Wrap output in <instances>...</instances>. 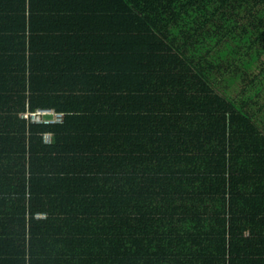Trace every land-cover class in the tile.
Listing matches in <instances>:
<instances>
[{"label":"trees","instance_id":"1","mask_svg":"<svg viewBox=\"0 0 264 264\" xmlns=\"http://www.w3.org/2000/svg\"><path fill=\"white\" fill-rule=\"evenodd\" d=\"M47 1L84 56L74 80L33 57L31 111L63 121L0 134V264H264V0Z\"/></svg>","mask_w":264,"mask_h":264},{"label":"crops","instance_id":"2","mask_svg":"<svg viewBox=\"0 0 264 264\" xmlns=\"http://www.w3.org/2000/svg\"><path fill=\"white\" fill-rule=\"evenodd\" d=\"M65 5L48 4L47 0H39L35 3H32L31 0L26 2L5 1L4 4L0 2V134L6 132L7 128L11 126L7 122L8 119L15 121L17 126L16 117H18L19 120L27 121L28 127L30 126L24 113L33 109L32 101L39 102L41 100L33 98L32 93L34 83H31L29 71L33 57L38 55L35 67L39 68L40 72L44 70L63 77L64 71H70L72 74H68L71 80L77 79L75 77L80 74L79 62L80 57L84 54L81 55L79 46L74 48L70 42L69 46L65 45L67 37L69 40L74 37L78 38V8L74 10L73 6L68 8L66 5L64 9ZM56 16L61 17L60 22L56 21ZM24 24L28 28L26 29L27 34L29 29L32 30V25L36 24L41 28V35H45L42 33L44 29L52 31V38L46 43L38 45L37 53L31 51L28 43L24 49ZM53 38L56 39L52 41ZM88 67L92 66L88 65ZM58 79L49 78L46 81L44 79L43 83H36L37 95L48 96L49 86L57 85L52 82ZM64 84L67 85V83ZM71 85L73 89L74 87L78 88V83L72 82ZM51 92L61 101L72 95V91L65 88L61 90L51 88ZM42 107L61 111L55 106H39L34 110ZM45 137L47 143L52 141L51 133L46 134ZM7 146L5 145V147ZM5 147L3 145V149Z\"/></svg>","mask_w":264,"mask_h":264},{"label":"built area","instance_id":"3","mask_svg":"<svg viewBox=\"0 0 264 264\" xmlns=\"http://www.w3.org/2000/svg\"><path fill=\"white\" fill-rule=\"evenodd\" d=\"M24 116L34 123H58L62 122L64 114L56 111L54 108L42 107L36 110H29L24 113ZM38 217H45L44 214H39Z\"/></svg>","mask_w":264,"mask_h":264}]
</instances>
